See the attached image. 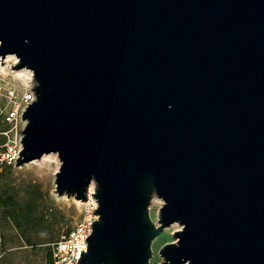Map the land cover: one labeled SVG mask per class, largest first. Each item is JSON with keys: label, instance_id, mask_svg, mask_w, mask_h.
<instances>
[{"label": "water", "instance_id": "water-1", "mask_svg": "<svg viewBox=\"0 0 264 264\" xmlns=\"http://www.w3.org/2000/svg\"><path fill=\"white\" fill-rule=\"evenodd\" d=\"M33 72L16 165L96 200L75 264H264V0H0ZM162 199L157 223L152 195Z\"/></svg>", "mask_w": 264, "mask_h": 264}, {"label": "rangeland", "instance_id": "rangeland-1", "mask_svg": "<svg viewBox=\"0 0 264 264\" xmlns=\"http://www.w3.org/2000/svg\"><path fill=\"white\" fill-rule=\"evenodd\" d=\"M10 55L16 59L12 64H16L17 58L11 53L2 57L0 55V62L4 64L11 58ZM33 85V76L31 87L23 88L20 80L10 71L5 73L0 71V129L12 128L14 134L21 135L25 124L21 116L25 107L24 99L26 95L33 94ZM40 158L19 165L11 164L3 168L0 174V189H7L17 205L22 209L27 207L29 211L25 218L19 216L17 220H14L4 213L0 206V229L4 238V254L1 264H48L46 256L51 246L50 242H45V240L54 241L69 230L86 210L93 209V204L87 203L88 197L82 200V203H78L76 202L78 198L74 194L58 193L55 188V172L59 164L56 168L55 161H50V159L42 161ZM34 191H37L40 196L30 204L31 206H27L29 195L34 194ZM161 204L162 199L153 194L149 204V214L154 223H157ZM180 227V224L174 221L165 226L152 240L150 245L152 255L149 264L162 259L159 253L160 247L166 242L175 241L176 236L173 233Z\"/></svg>", "mask_w": 264, "mask_h": 264}, {"label": "built area", "instance_id": "built-area-1", "mask_svg": "<svg viewBox=\"0 0 264 264\" xmlns=\"http://www.w3.org/2000/svg\"><path fill=\"white\" fill-rule=\"evenodd\" d=\"M13 96V95H12ZM33 98V94L26 95L24 101L25 106ZM25 108V107H24ZM13 114V112H12ZM11 115V114H9ZM8 115V116H9ZM7 116V119L9 117ZM10 120V119H9ZM0 173L6 165H11L16 162L19 156V151L22 149L21 137L13 133L12 128L0 129ZM96 207L91 211L86 210L80 219L74 225L61 234L57 239L50 242L51 262L50 264H75L79 257L80 250L87 249V241L85 237L92 231V221L96 219L93 212ZM4 254V238L0 229V264Z\"/></svg>", "mask_w": 264, "mask_h": 264}, {"label": "bare ground", "instance_id": "bare-ground-1", "mask_svg": "<svg viewBox=\"0 0 264 264\" xmlns=\"http://www.w3.org/2000/svg\"><path fill=\"white\" fill-rule=\"evenodd\" d=\"M9 57H11V58L6 60L4 62V64H2V62H0V71L3 73L10 71L14 75V77H16L20 80V82L23 84V86H22L23 88L25 86L31 87L32 76H33L32 70L30 68H27V67H14L12 63H14L16 59L13 57V55H10ZM47 159H50V161H55V163L57 165L56 168L58 167L59 160H58V157L56 156L55 153L43 154L40 158V160H42V161H44V160L47 161ZM50 161H48V162H50ZM48 162H46V163L50 164ZM93 190H94V183L91 182L89 187H88V191H87V194H88L87 203L91 202L93 204V207H94L96 202L92 196ZM76 202L82 203V200L77 199Z\"/></svg>", "mask_w": 264, "mask_h": 264}, {"label": "trees", "instance_id": "trees-1", "mask_svg": "<svg viewBox=\"0 0 264 264\" xmlns=\"http://www.w3.org/2000/svg\"><path fill=\"white\" fill-rule=\"evenodd\" d=\"M9 166H11V165H6L4 167V169L9 167ZM39 196H40V194H38L37 191H34V194L29 195V198H28L29 201H28L27 206H31L30 204L34 203L36 201L37 197H39ZM0 206L3 208L4 213L8 214L14 220L16 218H18L19 216H21L22 218H25L29 213L27 207H24L22 209L20 206L17 205V202L15 201L14 197L5 188L0 189ZM52 241L50 239L45 240V242H52ZM26 242H29V240H26ZM46 259H47L48 264H50L51 252L47 253Z\"/></svg>", "mask_w": 264, "mask_h": 264}]
</instances>
